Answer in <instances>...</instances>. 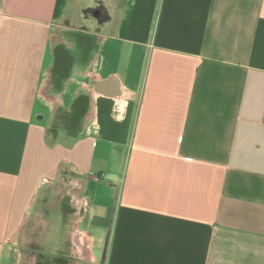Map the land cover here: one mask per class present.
<instances>
[{
	"label": "crops",
	"instance_id": "0c3cea01",
	"mask_svg": "<svg viewBox=\"0 0 264 264\" xmlns=\"http://www.w3.org/2000/svg\"><path fill=\"white\" fill-rule=\"evenodd\" d=\"M51 189L74 260L264 264V0H0V264Z\"/></svg>",
	"mask_w": 264,
	"mask_h": 264
},
{
	"label": "rangeland",
	"instance_id": "374dc122",
	"mask_svg": "<svg viewBox=\"0 0 264 264\" xmlns=\"http://www.w3.org/2000/svg\"><path fill=\"white\" fill-rule=\"evenodd\" d=\"M93 11H86L83 16L75 14L68 6L59 7L55 26L57 30L65 28H81L89 30V22L96 23ZM71 186L65 187V191L70 190ZM33 211L28 216L23 229H21L10 241L11 248L15 253L37 258V264H91L90 262L74 260L64 252V238L71 232L69 221L71 204H67L62 195L55 189L45 190ZM76 203L77 197H71ZM78 202V201H77ZM79 204V203H78ZM48 220V225L44 230L40 229L37 220ZM41 225V223H40ZM84 228V227H83ZM67 232V233H66ZM73 249H77L72 245ZM58 250L57 252H55ZM45 253V255H44ZM81 252L77 249V254ZM56 254V255H54ZM64 256V257H63Z\"/></svg>",
	"mask_w": 264,
	"mask_h": 264
}]
</instances>
